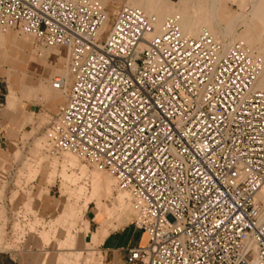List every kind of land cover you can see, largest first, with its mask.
Instances as JSON below:
<instances>
[{
  "label": "built area",
  "instance_id": "built-area-1",
  "mask_svg": "<svg viewBox=\"0 0 264 264\" xmlns=\"http://www.w3.org/2000/svg\"><path fill=\"white\" fill-rule=\"evenodd\" d=\"M104 10L97 0H0V30L68 49L53 149L128 195L147 243L127 264H264V90H252L261 58L205 30L185 35L174 20L156 29L130 6L103 32Z\"/></svg>",
  "mask_w": 264,
  "mask_h": 264
},
{
  "label": "rangeland",
  "instance_id": "rangeland-1",
  "mask_svg": "<svg viewBox=\"0 0 264 264\" xmlns=\"http://www.w3.org/2000/svg\"><path fill=\"white\" fill-rule=\"evenodd\" d=\"M124 1L110 5L108 0L104 6L102 0H97L100 9L104 7L107 12L106 28L109 30L113 14L124 4L156 16L154 12L144 11L134 1ZM164 1L175 7L180 5V0ZM247 1L219 0L222 25L215 15L212 18L214 27L198 20L210 16L206 6L195 9L197 22L183 16L178 23L187 29L183 31L185 34L197 36L205 27L230 46L242 47L259 56L263 62L260 75L264 79V20L256 19L264 14L252 12L258 0H252L249 6L242 8ZM215 3L212 0L213 7ZM246 22L249 30L244 36ZM161 23L158 22V27ZM9 31L15 34L10 35V45L14 44L16 35L25 38L29 44L0 54V91L8 95L15 88L20 98L16 111L32 110L33 118L29 113L27 115H30L29 121L33 120L30 125L19 129L5 118L10 123L6 128L7 136L12 132L16 138L12 146L16 155L7 148V139H3L1 170L6 171V178L0 182V251L19 252L22 264H99L100 254L96 248L102 239L109 232L132 224L133 212L128 195L118 192L108 172L87 166L69 152L53 149L49 123L66 97L62 91H55L52 83L54 78L63 75L68 64V49L39 50L31 38L17 30ZM9 73H13V77ZM67 82L69 85L71 75ZM56 93H59L58 97H55ZM4 108L5 102L0 114ZM5 121L2 129L7 124ZM37 186L39 190L34 196L36 199L42 197L41 201L28 200V193L35 191ZM42 203L48 204L47 211ZM16 223L20 228L18 231L14 229ZM53 252H58L59 256Z\"/></svg>",
  "mask_w": 264,
  "mask_h": 264
},
{
  "label": "crops",
  "instance_id": "crops-1",
  "mask_svg": "<svg viewBox=\"0 0 264 264\" xmlns=\"http://www.w3.org/2000/svg\"><path fill=\"white\" fill-rule=\"evenodd\" d=\"M102 1H103L102 3L104 4V6L108 2V0H102ZM120 1L121 0H109V3L110 5L117 4ZM127 1L128 0H125L124 3ZM129 1L131 3L134 1L136 5H138L139 7H142L144 11L146 12H154L156 14L155 17L157 19V28H159L158 26L160 25L158 24V22L164 23L167 20H174L176 22H179V21L181 22L182 20L179 18H182L183 16H186L187 18L191 20L196 19L194 17L195 16L194 14L196 12L195 9L196 8L200 9L199 8L200 6L201 7L206 6L207 7L206 11L209 13L210 16L208 18H204V17L198 18L196 16L198 20H200L202 23H209L212 27H214L212 18H213V15H215L218 23L222 25L221 24L222 14L219 13V9H218L219 0H215L216 3L214 7L212 4V0H199V2H196V3H195V0H180L179 7H175L174 5H171L164 0H129ZM251 1L252 0H248L247 2H245L242 8L245 6H249ZM103 10H104V7H103ZM168 12H170L171 15H167ZM252 12H257L258 14H264V0H258ZM260 16L258 15L256 19L264 20V17L263 16L260 17ZM234 17L235 16H233L232 19ZM232 19L230 21H232ZM244 26L246 27V31L243 33V35L245 36L249 30V24H247L246 22ZM181 28L183 31L185 30L183 26H181ZM5 33H8V36H7L8 43H10L9 41L11 40L10 35L12 36L15 35V34H12L9 31V29L0 30V54H3L5 51V48L3 47V40H4ZM194 33L195 32H193V34ZM0 59H2V57ZM13 75H14L13 73H9L10 77L11 76L13 77ZM26 78H29V76L27 75ZM17 93H18L17 90L15 88L14 89L12 88V90L9 91L8 95L4 94L5 108H4L3 113L0 114V182L1 183L4 182L6 178V171L4 169L1 170V163H2V160L4 159V153L1 152L2 144L4 143L2 140L4 139L6 141L7 139V148L12 152L13 151L12 146L16 139L15 135H13L12 132H9L7 136L6 128L9 127L10 123L5 120L6 119L9 121L11 120L12 123L19 129H23L26 125H30V122L33 120L32 119L31 121H29L30 115H32L31 117L33 118L32 110H27L23 108V110L16 111V108L20 102V98L17 96ZM2 109L3 107L1 108V110ZM27 113H29L30 115L28 116ZM3 121L7 123L4 129H2V123H4ZM9 131H11V129H9ZM12 153L15 154V152H12ZM41 189H44V188L41 187ZM38 190H39V187L37 186L35 191L31 193L29 192L27 195L28 200L36 199L34 194L37 193ZM41 198H37L36 201L40 202ZM42 206H44V209L46 211L49 209L47 208L48 204L42 203ZM14 229L17 231L20 229L18 223L14 225ZM0 232H1V229H0ZM146 243H147L146 234H144L142 231L135 229L133 224H130V226L122 227L119 230L111 231L109 232L107 236H105L102 239L101 243L96 248L100 254L99 264H127L129 250L134 249V248L143 247L146 245ZM5 247L8 248V245H6ZM53 253L54 254L57 253V255L59 254L58 252H53ZM20 257H21V254L15 250L0 252V264H22V260Z\"/></svg>",
  "mask_w": 264,
  "mask_h": 264
},
{
  "label": "bare ground",
  "instance_id": "bare-ground-1",
  "mask_svg": "<svg viewBox=\"0 0 264 264\" xmlns=\"http://www.w3.org/2000/svg\"><path fill=\"white\" fill-rule=\"evenodd\" d=\"M123 6H128V5H123ZM130 7H134V6H130ZM134 8H136V9H139V8H137V7H134ZM140 10V9H139ZM141 12H143L142 10H140ZM144 13V12H143ZM144 14H146V13H144ZM106 15H107V12H106ZM146 15H148V14H146ZM152 16V15H151ZM156 18V17H155ZM108 20H109V18H108V15H107V20H106V22H105V24L103 25V27H102V31L103 32H109V29L108 28H106V26L108 25ZM157 20V19H156ZM198 21V20H197ZM196 21V22H197ZM177 24L179 25V27H180V29H181V31H182V33L183 34H185L184 32H183V30H182V28H181V26H180V24L177 22ZM186 24V23H185ZM161 27V26H160ZM159 27V28H160ZM159 28H157V23H156V29H159ZM187 30V29H186ZM186 30H184V31H186ZM203 30H205V31H207L208 33H209V35H211L215 40H217V41H219L222 45H223V47L225 48V49H227V48H230V47H232V46H230L229 45V43L228 42H225L224 40H221V39H218L214 34H213V32L212 31H210L208 28H202L201 30H200V32H199V34L203 31ZM194 31V30H193ZM199 31V30H198ZM193 33V32H192ZM198 34V35H199ZM185 35H188V34H185ZM197 35V36H198ZM219 35H221V37H223L222 39H224V34L222 33V32H220L219 33ZM7 36H8V33H5L4 34V40H3V47L5 48V51H6V53H9V52H11V51H13V49H16V48H19V47H25L27 44H29V41H27L25 38H23V39H21L20 37H18L17 35H16V38H15V40H14V44H12V45H10L9 43H8V41H7ZM188 36H190V37H197V36H191V35H188ZM64 49V48H63ZM60 52V51H59ZM54 55H57V53L56 54H54ZM1 56V55H0ZM63 56H65V52H63ZM68 61V60H67ZM262 68H263V62H262ZM262 70V69H261ZM63 72V75L61 74V75H59L58 77H56V78H59V79H61L62 81H63V85H62V87L60 88V89H55V91L57 90V91H62L64 94H65V92H66V89H67V87H68V78H69V76H70V73H69V70H68V64H67V66H66V68L62 71ZM261 73V72H260ZM263 84H264V79H263V77L259 74V76H258V78H257V80H256V82L254 83V85H253V87H252V90H264V87L262 88V86H263ZM54 89V88H53ZM57 94H59V93H56V95H55V97H58V95ZM118 192H120L122 195H124V194H126L125 192H122V191H119L118 190ZM256 201L257 202H259V203H261L262 204V214H261V220H264V188L256 195Z\"/></svg>",
  "mask_w": 264,
  "mask_h": 264
}]
</instances>
